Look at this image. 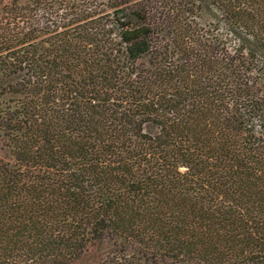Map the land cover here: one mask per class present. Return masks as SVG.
Segmentation results:
<instances>
[{"label": "trees", "instance_id": "trees-1", "mask_svg": "<svg viewBox=\"0 0 264 264\" xmlns=\"http://www.w3.org/2000/svg\"><path fill=\"white\" fill-rule=\"evenodd\" d=\"M0 264H264V0H0Z\"/></svg>", "mask_w": 264, "mask_h": 264}]
</instances>
